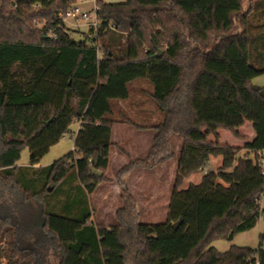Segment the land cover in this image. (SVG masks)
Wrapping results in <instances>:
<instances>
[{"label":"trees","instance_id":"obj_1","mask_svg":"<svg viewBox=\"0 0 264 264\" xmlns=\"http://www.w3.org/2000/svg\"><path fill=\"white\" fill-rule=\"evenodd\" d=\"M76 1L0 0V264H51L49 253L56 264H264V234L256 249L210 246L264 220V85L252 83L264 75V0H97L98 49L69 37L59 19ZM141 79L164 116L150 127L112 117L111 102L127 100ZM195 99L233 105L255 138L241 147L193 138L215 125L192 121ZM75 120L71 152L44 168L16 165L24 147L35 165ZM115 123L156 135L144 158L110 180ZM174 135L181 146L166 219L143 223L126 177L173 159ZM212 157L222 166L181 189ZM109 182L122 205L106 227L91 221L87 199ZM49 188L61 200L47 208Z\"/></svg>","mask_w":264,"mask_h":264},{"label":"crops","instance_id":"obj_2","mask_svg":"<svg viewBox=\"0 0 264 264\" xmlns=\"http://www.w3.org/2000/svg\"><path fill=\"white\" fill-rule=\"evenodd\" d=\"M80 1L81 0H77V2ZM119 3L122 2H113L111 4ZM82 6L86 8L85 5ZM147 96L149 98V94H147ZM118 102L119 104H121L118 105V118L115 119L119 120L123 114L124 116L135 122L127 113L133 110H127L128 108L124 106L123 101ZM193 103L195 105V108H192V113L194 114V122L204 120L203 116L206 115L203 114L204 107L210 104L216 105L217 109H219L220 111H228V115L234 117L238 122V125H236L237 127L234 126L233 123H231L233 121L230 117V119L228 118V120L226 121L231 123V125L225 124L226 127L222 126L220 128V131L208 134L203 133L201 131V127L195 128L190 132V136H192L193 138L206 140L215 144L236 147L247 144V142H251L255 138V124L249 120L244 119V117L240 115V113L235 109L233 105H224L220 102L209 103V101L200 99L193 100L192 104ZM209 112V114H211L212 110H209ZM209 121L212 120L210 119ZM153 125L156 124H147L142 126L150 127ZM232 128H235L233 130H235L237 135L231 133ZM242 128H245L247 130V134L243 132ZM155 135L156 132L151 129L137 130L130 125L115 123L112 127L111 141L114 146L110 149L109 166L106 174L107 177L110 180H113L119 169L127 165L130 160L144 158L149 148L153 144ZM177 154H179V152H177ZM173 161V163L167 162L153 168L136 169L126 177L128 189L130 191V194L136 201V206L140 214L141 222L144 218L152 219L165 217L166 219L177 168V162H175V159ZM94 194H97L98 196L96 201L97 207H99L101 211V216L103 218H113L111 222H107L109 223L108 225L103 226L109 227L115 225L117 223L116 211L122 205L120 200V189L118 185L115 182L102 183L98 186V188L92 195ZM94 211L96 215L97 211Z\"/></svg>","mask_w":264,"mask_h":264},{"label":"rangeland","instance_id":"obj_3","mask_svg":"<svg viewBox=\"0 0 264 264\" xmlns=\"http://www.w3.org/2000/svg\"><path fill=\"white\" fill-rule=\"evenodd\" d=\"M104 3H113V2H124V0H101ZM252 2L260 1V0H251ZM77 2V1H76ZM251 4L250 0H245V7H248ZM86 9L91 8V4L85 5ZM256 21L254 20V23ZM38 27H42V24H39ZM87 29L86 27H73L70 26L69 28V37L75 40H79L82 38V36H86ZM252 83L258 86L264 85V75L261 77L253 79ZM129 98L124 102V106L128 108L127 110L132 109L133 111L127 112L129 116L138 124L141 125H147V124H158L163 120V114L162 112L157 108V106L154 104V102L148 98L147 94H152L154 91V87L151 83H149L147 80H136L129 84ZM209 103H217L216 101H209ZM219 103V102H218ZM121 104V103H120ZM118 101H112L111 106L113 109V117L118 118V105H120ZM223 104V103H222ZM225 105V104H224ZM192 108H195L194 103L192 104ZM209 110H212V113L209 114ZM218 111V112H217ZM193 112V111H192ZM228 111H220L217 109L216 105L210 104L204 107V113L206 114L203 116V121L207 122L210 119L212 121H209L211 123H214L215 125H202L201 131L203 133H212L220 131V128L226 127V125H231L233 123L234 126L238 125L237 121L234 117H231L228 115ZM127 114V115H128ZM232 118L231 123H229L228 118ZM194 119V114L192 113V121ZM226 124V125H225ZM237 127V126H236ZM77 123L74 121L73 124L70 126V134L64 135L60 141L52 146L48 153L40 159L35 165L31 166V160H30V152L27 147H24L21 151L20 159L16 163L18 167L22 168H44L51 164H53L55 161L66 155L67 153L71 152L73 150V135L76 132ZM235 128L231 129L232 134H236ZM237 129V128H236ZM243 132L247 134V130L245 128H242ZM237 135V134H236ZM170 144L172 147V150L174 151V158L167 161L168 163H173L174 159L175 162H177V157L179 152V148L181 146V139L177 136H171ZM243 146V145H241ZM240 146V147H241ZM247 152L242 150L238 153V156H243ZM252 157V155H250ZM262 158H264V154H262ZM173 161V162H172ZM166 162V163H167ZM165 164V163H164ZM162 165V164H161ZM170 165V164H169ZM222 166V158L221 157H212L210 158V161L208 162L207 166L204 168L202 172H198L196 174H193L188 179H186L182 185L181 189L187 188L191 184H198L200 183L203 174H205L208 171H217ZM30 170V169H29ZM53 189V188H52ZM97 194L92 195L91 197H88L87 202L90 210L92 211V217L91 221L93 223H98L100 225H108L111 222L113 218L105 217L103 218L101 216V211L99 207H97ZM46 200L47 208L48 206H56L58 205V202L61 200V194L59 190L54 191H48L47 195L44 198ZM262 205H264V202H262ZM34 210L36 213H38V208H36L34 203ZM97 211V214L95 215V211ZM99 215V216H98ZM115 219V218H114ZM41 219H37V222L39 223ZM165 221V217H159V218H152V219H142L143 223H163ZM264 234V220L260 219L256 226L250 231L243 232L237 234L232 241H228L225 239H215L211 242V245L213 248L218 250L219 252H226L229 250L232 246L237 245L241 247H251L256 249L259 245V235ZM49 261H51V264H56L57 260L52 256L51 253H49ZM1 262L4 264L5 260L1 259Z\"/></svg>","mask_w":264,"mask_h":264},{"label":"built area","instance_id":"obj_4","mask_svg":"<svg viewBox=\"0 0 264 264\" xmlns=\"http://www.w3.org/2000/svg\"><path fill=\"white\" fill-rule=\"evenodd\" d=\"M97 0H81L80 2H76L73 4L65 13L59 15L60 21L65 26V31L69 34L70 26L75 28L77 27H86L87 32L85 33L86 36H82V38H90L93 39L91 45L98 49V43L95 40L98 39V32L101 27V21L97 17L98 7L96 5ZM91 4L90 9H86L82 5ZM110 28L113 29V26L108 25ZM50 37L52 39H57V35L54 31H50ZM77 123V131L81 128V122L75 120ZM74 133V134H75ZM261 157V162L264 163V158ZM264 245V243H262ZM255 264H258L256 262Z\"/></svg>","mask_w":264,"mask_h":264},{"label":"water","instance_id":"obj_5","mask_svg":"<svg viewBox=\"0 0 264 264\" xmlns=\"http://www.w3.org/2000/svg\"><path fill=\"white\" fill-rule=\"evenodd\" d=\"M161 55H162V53L159 52L157 55H155V58H159V57H161ZM91 171H92V173H93V175H94L95 177H100V176H101V173L97 172V171L94 170L93 168H91ZM51 190H52V188H49V191H51ZM178 224H179V223H175V224L173 225V227L176 228V227L178 226Z\"/></svg>","mask_w":264,"mask_h":264}]
</instances>
